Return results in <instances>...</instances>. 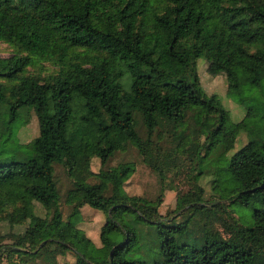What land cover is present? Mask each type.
<instances>
[{"label": "trees", "instance_id": "trees-1", "mask_svg": "<svg viewBox=\"0 0 264 264\" xmlns=\"http://www.w3.org/2000/svg\"><path fill=\"white\" fill-rule=\"evenodd\" d=\"M0 41L13 50L9 57H0V142L9 140L13 125L29 112L37 125L28 143L31 155L24 161L0 162V223L22 226L10 244L2 243L0 236V257L9 264H54L55 254L73 252L74 264H252L245 243L258 239L264 264V99L260 125L250 126V108L232 123L218 99L201 89L195 74L196 59L202 56L209 74H223L228 93L239 95L245 85L262 87L264 0H0ZM155 55L177 65L180 75L154 82L155 75L168 77L155 66ZM40 62L54 70L46 76L26 73L28 66ZM137 65L149 72L136 71ZM188 112L191 133L196 129L203 135L198 160L214 146L228 151L240 131L246 136L226 164L231 187L218 191L221 200H229L226 205L207 207L197 195L177 198V209L187 206L183 213L198 215L197 220L161 222L154 220L159 196L149 201L124 191L133 172L129 162L100 169L95 183L73 179L72 139L85 143L82 129L88 123L96 126L93 148L100 165L131 145L160 172L162 166L159 169L150 155L152 137L158 138L165 127L174 148H182L189 132L183 125ZM138 123L144 138L137 132ZM54 164L71 179L63 196L71 208L66 220L57 206ZM191 168L194 177L200 174ZM34 203L50 213L36 215ZM230 203L249 209L246 226L229 220ZM83 205L105 215L99 246L69 219ZM125 212L155 224L161 235L158 260L125 257L138 241L132 228L119 223ZM188 223L189 229L201 232L195 239L199 242L175 236L188 230ZM119 231L124 239L116 242Z\"/></svg>", "mask_w": 264, "mask_h": 264}, {"label": "rangeland", "instance_id": "rangeland-1", "mask_svg": "<svg viewBox=\"0 0 264 264\" xmlns=\"http://www.w3.org/2000/svg\"><path fill=\"white\" fill-rule=\"evenodd\" d=\"M13 53V50L6 43L0 41V57L6 58ZM155 66L168 74V77L153 76L156 83L170 80V77L178 76L181 73L180 68L167 61L162 55L153 56ZM53 67L47 62H40L30 65L26 68V73L33 75L39 74L46 76L53 71ZM136 71L148 73L149 68L144 65H137ZM195 74L199 86L205 94H213L223 108L227 111L228 120L232 123L238 122L244 118L246 111L250 108L253 116L249 118L250 126L261 124L259 119L260 103L264 99V82L261 88L253 86H243L240 94L228 93L227 84L223 74L219 73L211 75L206 69V62L202 56L196 59ZM127 76L121 78L125 82ZM4 82L3 80H1ZM186 123L188 125L186 137L181 143L182 148H174V143L162 129L158 138L154 135L152 137L153 145H151L150 155L160 172L153 168L151 164H147L142 160V156L131 145H126L124 150L114 152L104 165H100L98 159L94 156V144L98 141L96 126L94 123H88L83 129L82 133L86 136L87 141L84 143L79 137L72 139V146L76 152V165L73 171V179L79 182L95 183L98 180L96 173L102 169H108L117 164L129 162L133 165V172L124 182L123 189L128 195L140 196L146 200L153 201L157 196L160 198L159 204L156 206L158 216L154 218L156 221L170 222L173 218V224H178L184 219H189L190 222L197 220L198 215H190L189 212L183 213L187 206L177 209V198L187 197L192 198L198 196L200 204L207 207L215 206L216 204L226 205L229 200H221L219 192L222 188H230L231 182L228 172L226 171V164L229 156L246 142L244 132L240 131L233 143L232 148L223 152L221 148L214 146L209 150L206 156L200 160L196 159L198 155L203 153L202 142L203 135L197 131L191 133L193 129V121L190 117L191 112H188ZM21 122V121H20ZM14 124L12 127V134L9 140L0 142V162L6 161H24L31 155V150L28 143L37 133L36 119L32 112L25 115L22 123ZM180 126L181 128L184 126ZM179 127V128H180ZM137 132L141 138H144V127L138 123ZM175 149V150H174ZM171 156H174L171 159ZM190 158L192 160H190ZM168 162L167 165H159L160 161ZM191 162H190V161ZM169 161H172L169 164ZM200 171V174L194 177L192 168ZM165 167L169 169L166 170ZM53 174L55 179V186L58 193L57 206L61 214V218L66 220L71 213L69 205L63 202L65 191L70 187L71 179L66 175L64 168L61 165H53ZM230 211L229 220L236 222L242 226L248 224L250 219V211L247 207L238 203H230L226 207ZM49 211V210H48ZM48 211L42 209L37 203H34V212L40 217L47 216ZM50 213V211H49ZM197 214L199 212L196 211ZM70 221L76 228L81 230L83 234L89 238L94 246H99L98 233L100 226L105 221V215L87 205L79 208V211L69 217ZM121 225L127 228H132L138 238L137 243L125 256L127 259H139L147 263H151L159 259L158 240L161 235L155 229V224L147 223L142 219H136L132 212H125L121 216ZM192 223V222H191ZM188 223V230L182 229L175 236L185 240L188 243L197 241L201 232H195ZM120 227V225H119ZM218 229V226L215 224ZM166 229V228H161ZM219 232L226 236L220 229ZM22 231L21 225L8 226L6 223H0V236H2V243L10 244L15 234ZM171 231V230H170ZM200 234V235H199ZM124 239V234L119 231L116 235V242H121ZM199 242V241H197ZM258 239H250L245 243V246L252 252V264H262L263 255L258 250ZM44 242H40L42 245ZM38 245V246H39ZM24 249V248H23ZM45 263L51 260L40 259ZM37 262H27L26 264H40ZM0 264H9L3 256L0 257ZM54 264H74L73 252H64L62 254H55Z\"/></svg>", "mask_w": 264, "mask_h": 264}]
</instances>
